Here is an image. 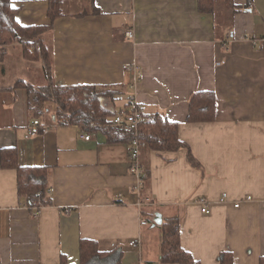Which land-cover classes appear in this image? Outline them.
I'll return each instance as SVG.
<instances>
[{"label": "crops", "instance_id": "crops-1", "mask_svg": "<svg viewBox=\"0 0 264 264\" xmlns=\"http://www.w3.org/2000/svg\"><path fill=\"white\" fill-rule=\"evenodd\" d=\"M11 2L22 27L49 25L48 0ZM246 2L216 0V12L208 15L197 11V0H64L63 16L42 34L55 84L107 88L115 94L101 99L109 112L126 108L133 95L144 117L159 113L178 124L179 139L198 167L189 164L185 150L145 147L139 154L146 172L140 192L127 143L111 144L102 133L61 125L50 102L33 117L28 90L16 83L47 84L43 60L25 59L21 44L6 47L0 60V154L15 148L19 166L48 167L52 204L31 214L18 195L17 173L0 160V264H60L61 257L79 264L81 240L98 243V264H161L160 226L171 219L179 220L181 246L199 264H220L223 253L232 255L233 264H259L264 0L243 9ZM129 30L132 38L125 36ZM18 45L20 65H33L11 74L4 65ZM128 65L141 73L135 90L131 73L122 69ZM200 91L214 94L216 118L186 122L190 95ZM35 119L40 133L27 138ZM87 134L92 140L82 139ZM223 193L229 202L220 201ZM248 196L252 200L245 202ZM203 199L209 214L199 210Z\"/></svg>", "mask_w": 264, "mask_h": 264}, {"label": "trees", "instance_id": "trees-1", "mask_svg": "<svg viewBox=\"0 0 264 264\" xmlns=\"http://www.w3.org/2000/svg\"><path fill=\"white\" fill-rule=\"evenodd\" d=\"M47 15L49 25L41 27H22L16 20L18 9L14 8L11 0H0V60L6 47L14 43L21 44L25 59L37 61L42 58L43 67L47 72L48 83L41 88H33L18 80L16 85L25 87L29 94V107L35 118L40 117V107L50 102L55 107V115L61 125H76L83 131L99 132L111 144L130 143L132 138L118 129L109 126V119L115 112H109L102 104V98H113L105 87L97 86H63L55 84L51 77V58L48 49L41 41L44 32L51 30L53 23L63 16L64 0H48ZM253 0H247L243 9L251 8ZM216 0H197V11L201 14L214 15ZM241 11L239 8L233 9ZM188 116L186 122H213L216 118L215 97L212 92L200 91L190 95ZM138 138L146 147L155 152H170L185 150L187 160L193 167H198L189 146L179 139V126L170 122L164 115L155 114L144 117L140 125ZM1 167L14 170L17 173L16 188L18 195L25 198L29 211L40 210L52 204L48 196V167L19 166L17 150L5 149L0 154ZM160 263L164 264H199L181 246L180 223L178 219L166 220L161 223ZM79 245V264H98L102 254L96 241L81 240ZM224 256L220 264H233V257L229 253ZM60 264H68L66 258L61 257ZM118 264V263H116ZM264 264V257L259 261Z\"/></svg>", "mask_w": 264, "mask_h": 264}, {"label": "built area", "instance_id": "built-area-1", "mask_svg": "<svg viewBox=\"0 0 264 264\" xmlns=\"http://www.w3.org/2000/svg\"><path fill=\"white\" fill-rule=\"evenodd\" d=\"M126 37L132 38L133 37V31H127ZM125 72H130L132 75V82H131V89L135 90L137 87V83L139 82L141 78V73L139 70H137L136 67L128 65L122 67ZM126 108L115 111L114 115L111 117L109 121V126L114 129H118L128 135H131L132 138L130 140V143L128 144V156H130V173L136 178V189L140 192L141 189L144 186V180L146 178V172L143 170V167L140 162V151L146 147V144L139 140V129L140 125H142L144 121V113H142V110L137 103L136 99H134L133 95H129V97L126 98ZM27 138L34 137L40 133V122L35 119L32 121L30 126L27 129ZM84 141L92 140L90 134L84 135L82 137ZM51 190L48 189V193H50ZM221 202H229V196L227 194L223 193L220 196ZM252 200L251 196H248L245 198L246 201ZM144 201L140 200L137 205L138 207H141L144 203ZM199 206V210L202 214H209V206L207 204V201L205 199L200 200L197 202ZM241 202L237 201L233 204L234 208H239ZM24 207L28 208L27 203L24 205ZM41 210V209H40ZM40 210H34L33 215L37 216ZM141 225H146L145 221H141ZM130 247H136L137 243L133 242L129 244Z\"/></svg>", "mask_w": 264, "mask_h": 264}, {"label": "rangeland", "instance_id": "rangeland-1", "mask_svg": "<svg viewBox=\"0 0 264 264\" xmlns=\"http://www.w3.org/2000/svg\"><path fill=\"white\" fill-rule=\"evenodd\" d=\"M20 61H21V47L20 45L16 46L15 49L13 50V53L11 56H9L7 64H5L4 66H6V69L8 70L9 73H15V72H19V70H26L29 68L30 71V66L33 65L32 63L28 62L26 64V66H21L20 65ZM3 66V67H4ZM1 68V66H0ZM28 71V72H29ZM16 74V73H15Z\"/></svg>", "mask_w": 264, "mask_h": 264}]
</instances>
